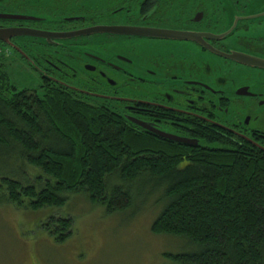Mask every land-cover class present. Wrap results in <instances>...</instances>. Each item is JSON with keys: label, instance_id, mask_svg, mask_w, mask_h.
<instances>
[{"label": "flooded vegetation", "instance_id": "obj_1", "mask_svg": "<svg viewBox=\"0 0 264 264\" xmlns=\"http://www.w3.org/2000/svg\"><path fill=\"white\" fill-rule=\"evenodd\" d=\"M0 29L40 34L3 32L0 55L42 85L198 142L172 141L187 149L264 152V66L240 61L264 60V0H0Z\"/></svg>", "mask_w": 264, "mask_h": 264}, {"label": "trees", "instance_id": "obj_2", "mask_svg": "<svg viewBox=\"0 0 264 264\" xmlns=\"http://www.w3.org/2000/svg\"><path fill=\"white\" fill-rule=\"evenodd\" d=\"M40 89L16 87L0 57V153L43 173L36 184L2 176L10 202L39 210L81 191L112 213L132 204L126 183L150 181L165 190L152 229L183 248L167 254L175 264H264L262 150L187 149L73 91ZM73 223L52 216L43 227L62 243Z\"/></svg>", "mask_w": 264, "mask_h": 264}, {"label": "rangeland", "instance_id": "obj_3", "mask_svg": "<svg viewBox=\"0 0 264 264\" xmlns=\"http://www.w3.org/2000/svg\"><path fill=\"white\" fill-rule=\"evenodd\" d=\"M0 48L5 51L1 44ZM8 54L0 57L11 82L20 90L42 93L39 72L19 55ZM4 175L36 184L43 173L18 161L13 153H0V264H175L167 254L183 250L176 237L152 229L165 205L160 201L165 190L155 183H126L132 204L112 213L81 191L64 193L62 206L33 210L26 198L24 206L9 201L1 182ZM52 216L74 220L72 235L62 243L43 227Z\"/></svg>", "mask_w": 264, "mask_h": 264}, {"label": "water", "instance_id": "obj_4", "mask_svg": "<svg viewBox=\"0 0 264 264\" xmlns=\"http://www.w3.org/2000/svg\"><path fill=\"white\" fill-rule=\"evenodd\" d=\"M8 16H10V15H8ZM92 30H94V32H96V31H101L102 28L99 27V28H95V29H92ZM106 30L117 32V33H135V32H139V29L125 28V27L124 28H108V27H106ZM5 31L6 30H1L0 29V41L7 42V38H5L2 35L3 32L6 33L8 35V37L17 36L18 34H22V35H40L39 33H34V32L26 31V30L20 31V32L17 31V30H8L6 32ZM242 60L244 62H252L251 64L264 66V60L261 59V58H249V59L243 58V59H240V61H242ZM134 124H136L137 126H139L141 128H144V130H146L147 132H149L151 134H154L156 137L165 139L167 141H175V142L184 143V144L191 145V146L192 145L195 146L196 144H198V142H195L193 140L181 138L179 136H175V135H172V134H169V133H163L162 131L158 130L157 128L149 126L148 124H144L141 121H136V123H134Z\"/></svg>", "mask_w": 264, "mask_h": 264}]
</instances>
